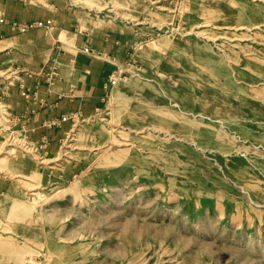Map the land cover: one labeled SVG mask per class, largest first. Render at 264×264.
Segmentation results:
<instances>
[{"label": "rangeland", "instance_id": "374dc122", "mask_svg": "<svg viewBox=\"0 0 264 264\" xmlns=\"http://www.w3.org/2000/svg\"><path fill=\"white\" fill-rule=\"evenodd\" d=\"M7 1L134 26L121 113L44 162L2 135L0 264H264V0Z\"/></svg>", "mask_w": 264, "mask_h": 264}, {"label": "crops", "instance_id": "0c3cea01", "mask_svg": "<svg viewBox=\"0 0 264 264\" xmlns=\"http://www.w3.org/2000/svg\"><path fill=\"white\" fill-rule=\"evenodd\" d=\"M64 8L7 1V19H52V25L19 33L0 23V139L10 131L23 133L42 149L41 162L58 157L64 141L85 125L77 127L79 122L125 108L124 91L109 84V75L122 64L125 28L134 23L125 27L112 18L76 24ZM64 115L69 118L61 120ZM56 165L62 166H48Z\"/></svg>", "mask_w": 264, "mask_h": 264}, {"label": "built area", "instance_id": "2783aa9c", "mask_svg": "<svg viewBox=\"0 0 264 264\" xmlns=\"http://www.w3.org/2000/svg\"><path fill=\"white\" fill-rule=\"evenodd\" d=\"M5 18L0 16V22H5ZM51 21L48 20L46 22L42 21V20H36V21H33V22H16V21H13L11 22V27L13 29H17L19 31H26L30 28H33V27H42V26H45V25H48L50 24ZM87 50V49H86ZM69 116L68 115H64L61 120H66L68 119Z\"/></svg>", "mask_w": 264, "mask_h": 264}]
</instances>
